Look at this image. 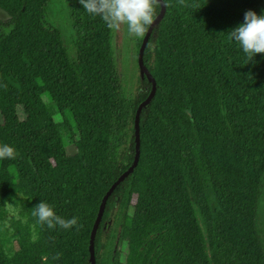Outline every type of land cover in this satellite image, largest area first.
<instances>
[{
  "label": "trees",
  "instance_id": "obj_1",
  "mask_svg": "<svg viewBox=\"0 0 264 264\" xmlns=\"http://www.w3.org/2000/svg\"><path fill=\"white\" fill-rule=\"evenodd\" d=\"M48 2L0 0V144L18 153L0 160V264H90L101 198L134 159L152 86L140 74L124 92L113 30L78 0H66L71 59ZM167 4L143 53L156 90L139 160L107 198L95 264H264V54L249 61L227 33L264 0ZM41 200L79 229L41 226Z\"/></svg>",
  "mask_w": 264,
  "mask_h": 264
},
{
  "label": "clouds",
  "instance_id": "obj_2",
  "mask_svg": "<svg viewBox=\"0 0 264 264\" xmlns=\"http://www.w3.org/2000/svg\"><path fill=\"white\" fill-rule=\"evenodd\" d=\"M82 8L91 16L100 17L111 30L125 28L131 37L142 38L156 20V9L163 5L169 6L167 0H78ZM178 3L187 7L186 0ZM228 33L229 41H235L252 61L257 54H264V10L257 14L249 9L244 13L243 22ZM18 153L14 146L0 144V160H13ZM31 215L49 229H71L81 226L78 217L65 219L58 215L54 207L41 200L32 210ZM59 254H57L58 258Z\"/></svg>",
  "mask_w": 264,
  "mask_h": 264
},
{
  "label": "rangeland",
  "instance_id": "obj_3",
  "mask_svg": "<svg viewBox=\"0 0 264 264\" xmlns=\"http://www.w3.org/2000/svg\"><path fill=\"white\" fill-rule=\"evenodd\" d=\"M68 11L66 0H49L45 12V21L47 24L55 26L61 31L69 57L74 59L75 48L72 39L75 36V29L71 24L72 21ZM6 17L7 13L0 8V18ZM136 41L137 38L129 36L123 27L119 31L113 30L112 44L115 62L122 88L127 95L134 93L138 83L137 79L140 75ZM70 148L71 146L67 144L68 152L71 151ZM7 208L10 220L18 217V206L9 203ZM257 221L260 233L264 237V195L258 205Z\"/></svg>",
  "mask_w": 264,
  "mask_h": 264
},
{
  "label": "water",
  "instance_id": "obj_4",
  "mask_svg": "<svg viewBox=\"0 0 264 264\" xmlns=\"http://www.w3.org/2000/svg\"><path fill=\"white\" fill-rule=\"evenodd\" d=\"M165 8H166V6L162 4L159 13L156 15V20L154 21L153 25L148 29V31L143 36L141 44H140L139 49H138L137 61H138V67L140 69V74L146 75L148 80L151 82L152 86H151V90L148 93L147 97L138 104L137 109H136V115H135V155H134V159H133L132 163L128 166V168L125 171H123L116 178V180L109 186V188L105 191L104 195L101 198L99 208H98V212H97V215H96V218L94 220V223H93V226L91 229V233H90V239H89L90 264H95L94 239H95L96 231H97L98 225L100 223V220H101L104 208H105L107 198L112 193L114 188L134 169V167L137 165L138 160H139V155H140L139 116H140V112H141L143 106H145L151 100V98L153 97L155 90H156V81H155L154 77L151 75V73L148 70V68L146 67V65L144 64L143 53H144V49H145V46L147 44V41H148L150 34L152 32V29H153L154 25L164 15Z\"/></svg>",
  "mask_w": 264,
  "mask_h": 264
}]
</instances>
